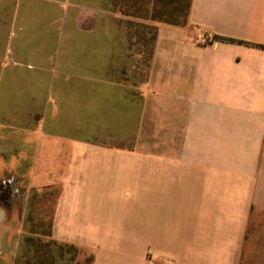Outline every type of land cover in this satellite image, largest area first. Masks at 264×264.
<instances>
[{
    "label": "crops",
    "instance_id": "0c3cea01",
    "mask_svg": "<svg viewBox=\"0 0 264 264\" xmlns=\"http://www.w3.org/2000/svg\"><path fill=\"white\" fill-rule=\"evenodd\" d=\"M119 17L114 0H0V192L24 193L20 213L18 190L0 201V264L30 193L54 195L52 239L94 264H264V0L145 22L148 65Z\"/></svg>",
    "mask_w": 264,
    "mask_h": 264
},
{
    "label": "trees",
    "instance_id": "16d2710c",
    "mask_svg": "<svg viewBox=\"0 0 264 264\" xmlns=\"http://www.w3.org/2000/svg\"><path fill=\"white\" fill-rule=\"evenodd\" d=\"M138 2L143 5L140 9V15L134 13L135 17L133 16L130 21H124L122 17H119L118 25L126 29L130 47L134 50V54L140 52L142 62L148 65L153 56L158 26L146 24L145 22L153 21L174 26H186L194 0H138ZM114 4L118 12L117 0H114ZM145 34H149L148 43L151 44L149 47H147V35ZM142 37H144L143 40ZM215 39L241 42L223 36H215ZM134 41H136V44L133 43ZM140 45L146 50H137L136 47ZM143 53L145 54L143 55ZM34 209L35 202L32 199L28 208L29 213H32ZM51 229L52 220L49 227L44 231H38L37 229L27 231V228L24 227L26 233L30 235L24 236L20 253L15 258L14 264H82L77 258L81 253V249L75 245L53 240ZM45 238L48 240H45ZM94 260L95 256L91 254L85 264H94Z\"/></svg>",
    "mask_w": 264,
    "mask_h": 264
},
{
    "label": "rangeland",
    "instance_id": "374dc122",
    "mask_svg": "<svg viewBox=\"0 0 264 264\" xmlns=\"http://www.w3.org/2000/svg\"><path fill=\"white\" fill-rule=\"evenodd\" d=\"M137 2H138V0H117V4H118L117 6H118V10H119L118 14L120 17H122L124 19V21H130V19H133L132 17L134 16V13H135V15L136 14L140 15V9H142L143 5L141 3L139 4V2L138 3ZM120 10H121V12H120ZM145 35H147V34H145ZM148 35H147V39H146L147 47H149L151 45L150 43H148V39H149ZM141 39L143 40L144 37H142ZM133 43L136 44V41H134ZM137 45H138V43H137ZM140 46L136 47L137 50L138 49H140L141 51L146 50V48H144L142 46L140 47ZM136 48H135V50H136ZM144 54L145 53H143V55ZM147 140H148V138H144L145 143H143V144L147 145L148 144ZM1 181L2 180H0V183H1ZM13 190L16 191L18 189L15 190V188L9 187L7 190H3V192H0L1 204H3V205L5 204L6 206L11 204V203H9V198H11V194H13ZM14 194H15L16 198L19 200L13 204L16 207L15 213H20V209H21L20 208V205H21L20 199L22 198L24 193L22 191L18 190V192H14ZM43 194H45V193H43ZM43 194L42 193L41 194L30 193V197L32 199H34V202H35V209L33 210L32 213L27 212L28 216H26L23 219V222H24L23 225L25 228H27V231H32L35 229H37L38 231H44L50 225L51 210H52V204H53L52 201H53L54 195L46 194V196H48V197H46ZM45 197L48 198V200L44 201ZM9 220L17 221L20 219H17L16 217H12ZM1 221L4 222L3 218H0V225L2 223ZM27 235H30V234L25 233L23 235V238H24V236H27ZM23 238L21 239V243L23 242ZM35 238H36V236H35ZM45 240H48V239L45 238ZM80 252L81 253H80L79 257H77L78 261H80V263H82V264H85L86 260L89 258V255H91L92 253L89 251H86V250H82V249Z\"/></svg>",
    "mask_w": 264,
    "mask_h": 264
}]
</instances>
